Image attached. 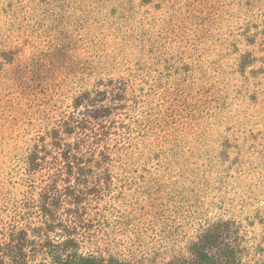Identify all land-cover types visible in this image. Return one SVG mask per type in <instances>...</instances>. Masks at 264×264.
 Here are the masks:
<instances>
[{"label": "rangeland", "instance_id": "374dc122", "mask_svg": "<svg viewBox=\"0 0 264 264\" xmlns=\"http://www.w3.org/2000/svg\"><path fill=\"white\" fill-rule=\"evenodd\" d=\"M0 48L16 51L0 74V205L33 129L12 100L95 66L139 81L149 134L83 249L165 264L205 223L234 218L246 264L264 260V0H0Z\"/></svg>", "mask_w": 264, "mask_h": 264}, {"label": "trees", "instance_id": "16d2710c", "mask_svg": "<svg viewBox=\"0 0 264 264\" xmlns=\"http://www.w3.org/2000/svg\"><path fill=\"white\" fill-rule=\"evenodd\" d=\"M52 2L46 0L48 6ZM15 53L0 48V74ZM85 69V77L72 81L77 83L61 79L55 92L30 89L25 100H12L28 113L33 129L9 159L13 191L0 205V264H130L103 250H84L83 243L104 225L97 216L114 201L118 171L137 170L141 143L149 134L143 100L134 104L138 97L130 95L139 81L128 73L96 77L97 67ZM222 146V161H228V148L235 144L226 139ZM187 253L165 264H246L239 223L234 218L205 223Z\"/></svg>", "mask_w": 264, "mask_h": 264}]
</instances>
